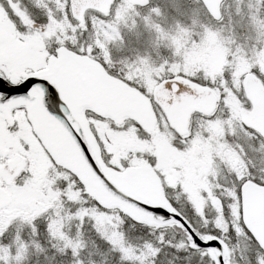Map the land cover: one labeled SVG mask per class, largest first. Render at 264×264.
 Returning a JSON list of instances; mask_svg holds the SVG:
<instances>
[{
    "label": "snow or ice",
    "instance_id": "obj_1",
    "mask_svg": "<svg viewBox=\"0 0 264 264\" xmlns=\"http://www.w3.org/2000/svg\"><path fill=\"white\" fill-rule=\"evenodd\" d=\"M170 13L174 26L166 27ZM137 18L153 34L154 46L164 49L159 61L123 54L122 29L135 31L139 40ZM225 26L231 39L224 37ZM185 31L189 44L214 37L223 45L222 69L185 63L183 50L177 52L173 43ZM241 33L251 45L241 42ZM245 62L248 71L241 73ZM89 67L144 97L157 122L163 119L173 134L174 150L187 155L207 147L198 179L179 167L170 179L157 155L144 153L162 194L153 200L127 194L101 172L82 130L73 127L72 95ZM147 73L166 90V100ZM246 78L264 87V0H0V137L12 141L17 152L29 153L27 125L53 167L68 174L51 185L56 198L46 211L0 218V264H29L34 252L49 264L58 256L59 264H96L87 251L89 233L104 246L98 255L110 254L113 264H264V230L252 215V191L264 196V126L254 119L257 98ZM185 101L194 110L183 133L172 126L164 105ZM41 113L62 122L106 188L140 210L143 219L106 205L78 174L57 164L35 131ZM84 114L105 119L91 108ZM110 124L116 131H134L139 140L152 139L138 119L122 127ZM101 150L107 164L112 154L102 143ZM10 160L0 149V169L7 174L0 173V190H23L34 173L11 167ZM121 164L130 166L128 160Z\"/></svg>",
    "mask_w": 264,
    "mask_h": 264
},
{
    "label": "water",
    "instance_id": "obj_2",
    "mask_svg": "<svg viewBox=\"0 0 264 264\" xmlns=\"http://www.w3.org/2000/svg\"><path fill=\"white\" fill-rule=\"evenodd\" d=\"M79 80V86L72 95L73 127L78 133L82 130V136L89 145L101 172L129 195L159 200L162 196L159 190V181L147 164L130 166L124 170L116 171L115 168L109 167L105 163L102 158L101 146L84 114L85 109L91 108L101 116L115 122H121L126 118L138 119L147 130H153L157 121L151 106L144 97L134 90L119 86L118 82L111 81L102 72H96L93 68L89 67L87 71H82ZM246 85L257 98L254 119L259 125L264 126V88L252 78L246 79ZM155 90L159 95L165 96V100L167 99L166 90H162V86L156 87ZM201 103L207 106V99L204 98ZM164 106L172 126L185 133L188 116L194 110L193 104L190 101H185L184 103H174L171 106L165 103ZM34 126L35 131L44 141V147L52 153L57 164L78 174L85 181L91 194L108 206L120 208L137 218H144L135 206L115 197L106 188L103 181L91 169L75 138L62 122L50 120L46 114L41 113ZM200 152V148L193 151L194 155H199ZM11 167L20 168L17 163L11 164ZM252 200V215L258 228L264 230V196L253 190ZM7 202V194L0 191V207ZM29 205L33 210H39L41 206L36 199H32Z\"/></svg>",
    "mask_w": 264,
    "mask_h": 264
},
{
    "label": "rangeland",
    "instance_id": "obj_3",
    "mask_svg": "<svg viewBox=\"0 0 264 264\" xmlns=\"http://www.w3.org/2000/svg\"><path fill=\"white\" fill-rule=\"evenodd\" d=\"M144 14L143 11L141 13ZM139 22V18H137ZM131 23V21H129ZM140 23V27L136 30L140 32L139 40H137L136 32H130L127 28L122 29L125 44L123 46L124 55L135 56L137 54L143 56H150L153 60L159 61V59L165 55L163 48L155 47L152 43L153 34L147 31L143 27V23ZM174 26L172 20V14H169L168 23L165 25ZM225 39H231V32L228 27L222 29ZM190 35L185 31L182 36H178L174 39L173 43L177 46V52L183 50L185 63L190 67H203L209 70L222 69L225 63V56L227 54L223 45H221L214 37H206L200 44H196L192 41L189 44ZM241 42H245L251 45L252 41L247 40L246 34L241 33ZM120 46L117 45V48ZM248 63L245 62L240 72L248 71ZM147 79L155 86V81H151L150 73L146 74ZM234 108L238 110V102H234ZM122 123L121 127L126 123ZM94 129L98 135L104 149L112 154V158L109 162L118 167L124 168L121 164L122 160H128L129 165H137L145 162L143 160V154L148 153L157 155L158 167L165 171L170 179L176 178L179 173L176 169L179 167L183 169L184 174L190 179H198L199 169L206 163L208 149L205 145L202 147V154L198 157L191 153L185 155L174 150L171 145L173 134L168 128L163 131L161 129L152 135V139L139 140L135 135V132L129 130L128 132L116 131L113 129L109 122L105 120H94ZM33 156H31L32 162L34 161V173L35 179L25 186L23 190H16L14 186L9 189L15 196L28 197L29 195H36L41 198L42 211H46L48 207L52 206V200L55 199V195L52 192L51 185L55 183L56 179L68 178V175L64 172H58L51 164L48 156L37 147L33 146ZM140 153V156L136 154ZM46 183V184H45ZM45 185L44 189L42 185ZM46 193V197H43V193ZM15 211V207L11 206L0 212V218L6 219L10 213L9 211ZM27 215V213L25 214ZM23 215V216H25ZM30 215V213H29Z\"/></svg>",
    "mask_w": 264,
    "mask_h": 264
},
{
    "label": "flooded vegetation",
    "instance_id": "obj_4",
    "mask_svg": "<svg viewBox=\"0 0 264 264\" xmlns=\"http://www.w3.org/2000/svg\"><path fill=\"white\" fill-rule=\"evenodd\" d=\"M155 87H156V85L154 86V88ZM87 119L89 121L90 127L93 129L94 128V119H91L88 117H87ZM160 124H164V129L168 128L167 124L163 121V119H161V121L159 123L157 122V126H156L155 130L151 133L152 135L153 134L155 135V132L158 129L159 130L161 129ZM24 134H25V139L27 140V142L31 143V145H32L31 151L29 153L22 154L21 152H17L15 150L14 143L10 140L3 138V137H0V149H3L4 151L9 152L11 154L10 165L17 163V166L20 167L19 168L20 170H23L25 167H27L28 170H30L34 173V161L32 162V160L30 158L31 156H33V149H34L33 146L37 147L39 150H41L43 152H44V148H42L40 146V144L36 142L35 137L32 136V129L28 128L27 125H25ZM44 154H45V152H44ZM0 173H3L2 169H0ZM34 179H35V173H34L33 180ZM42 187L44 189L45 185L43 184ZM0 191H4L8 195V202L6 205L0 207V212L11 207V206L15 207V211L10 210L9 211L10 215L6 219L11 218V217H15V216H23L26 213H27V215H29V213H30V215H38L41 212V211L35 212V211L30 210V206H29L30 200L37 199L40 203H42L41 202L42 199L37 197L36 195L32 194V195H29L28 197L15 196L9 188L3 189ZM42 195H43V197H46L45 192Z\"/></svg>",
    "mask_w": 264,
    "mask_h": 264
},
{
    "label": "trees",
    "instance_id": "obj_5",
    "mask_svg": "<svg viewBox=\"0 0 264 264\" xmlns=\"http://www.w3.org/2000/svg\"><path fill=\"white\" fill-rule=\"evenodd\" d=\"M67 174V172H64ZM68 175V174H67ZM87 241V251L92 254L91 259L96 262V264H113L111 255L101 256L98 252H104V246L102 242L96 240L95 236L91 233L85 236ZM135 242V241H134ZM86 261L88 259L87 255L85 257ZM60 257H57L56 261H52L51 264H59ZM29 264H49V262L44 260L43 254L34 252L30 258Z\"/></svg>",
    "mask_w": 264,
    "mask_h": 264
}]
</instances>
